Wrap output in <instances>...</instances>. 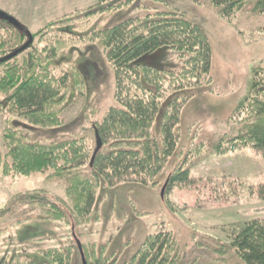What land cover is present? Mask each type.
<instances>
[{"label":"trees","instance_id":"trees-1","mask_svg":"<svg viewBox=\"0 0 264 264\" xmlns=\"http://www.w3.org/2000/svg\"><path fill=\"white\" fill-rule=\"evenodd\" d=\"M133 1L98 0L87 10L56 19L32 34L31 46L9 61L5 58L24 47L31 32L20 23L2 18L6 26L0 29L3 113H13L41 129L64 125L63 115L86 92L84 75L74 65L58 69L43 64L79 43H97L115 73V104L100 121L86 128L87 135L43 141L13 124L3 134L7 150L3 175L25 177L52 170L48 178L64 183L65 208L47 199L32 203L56 225L78 227L96 220V196L101 186L114 187L130 181L155 185L170 165L175 167L164 181L165 192H169L175 186L193 183L190 168L211 156L249 147L264 158V64L255 69L250 92L234 111L227 124L229 128L217 136L197 141L193 138L184 150L179 148L184 103L194 97V89L212 82V46L202 27L184 13H168L157 20L134 17L105 29H88L82 23L78 26L80 21L120 10ZM250 2H255L259 13H264V0H211L215 11L229 20ZM161 49L165 50L159 64L139 61ZM159 116L160 140L152 129ZM95 131L103 148L96 154L92 167L97 147ZM251 193L264 200V183ZM223 230L228 242L212 238L208 240L211 243L200 240L198 247H207L223 257L233 253L243 264H264V217L228 225ZM78 245L83 248L87 264H111L110 257L97 254L80 241L63 249L0 256V264H71L74 251L80 254ZM180 250L181 243L173 232L157 233L146 237L132 260L124 264H184Z\"/></svg>","mask_w":264,"mask_h":264},{"label":"rangeland","instance_id":"rangeland-1","mask_svg":"<svg viewBox=\"0 0 264 264\" xmlns=\"http://www.w3.org/2000/svg\"><path fill=\"white\" fill-rule=\"evenodd\" d=\"M97 3L98 0H0V29L6 27L2 23L5 13L35 34L54 20ZM168 13H184L199 24L212 46V82L194 89V97L184 103L181 113L179 148L185 150L193 138L197 141L217 136L229 128L234 111L248 96L254 71L264 64V13L250 2L229 20L215 11L211 0H134L120 10L80 21L78 26L82 23L88 29H105L134 17L157 20ZM164 50L139 61L157 65ZM43 65L58 69L76 66L84 75L87 89L68 108L63 115L65 124L58 128L33 127L13 113H3L0 107V256L63 249L80 241L88 243L86 246L97 254L110 257L111 264H124L132 260L146 237L173 232L181 243L184 264H243L233 253L223 257L198 245L200 240L211 243L208 240L212 238L228 242L225 227L264 217V200L251 193L264 183V158L249 147L211 156L191 167L193 183L175 186L169 192L164 191V181L175 167L170 165L155 185L130 181L114 187L101 186L96 196L97 219L83 226L56 225L47 220L32 203L47 199L65 208L64 183L48 178L52 170L25 177L3 175L5 130L9 125H19L43 141L87 135L86 128L114 106L116 85L112 66L97 43L69 47ZM160 122L159 116L152 127L159 140ZM37 192L41 195L36 196ZM71 260V264H83L77 250Z\"/></svg>","mask_w":264,"mask_h":264},{"label":"water","instance_id":"water-1","mask_svg":"<svg viewBox=\"0 0 264 264\" xmlns=\"http://www.w3.org/2000/svg\"><path fill=\"white\" fill-rule=\"evenodd\" d=\"M3 15H4L3 18H6V19L8 18L9 20L13 21L14 23L19 24L16 20H14L8 14H3ZM28 38H29L28 43L24 47H22L19 51H16L14 53L9 54L8 57L5 58V60L9 61L10 59L15 58V57L20 55V52L25 51L27 48H29L31 46V44L33 43V35L29 34ZM95 132H96L97 147H96V150L94 151V154H93L94 156H93V159L91 161L92 167H93L94 160L97 156L96 154L103 148V143L101 142L99 133L97 131H95ZM166 185H167V183L164 185L165 186L164 191L167 187ZM164 191H163V194H164ZM163 194H162V196H163ZM78 248L80 249V255H81V259H83V264H87V260L85 259L83 248L80 245H78Z\"/></svg>","mask_w":264,"mask_h":264}]
</instances>
